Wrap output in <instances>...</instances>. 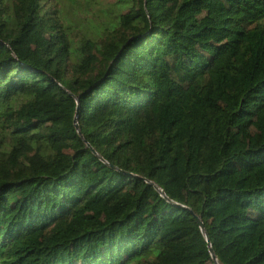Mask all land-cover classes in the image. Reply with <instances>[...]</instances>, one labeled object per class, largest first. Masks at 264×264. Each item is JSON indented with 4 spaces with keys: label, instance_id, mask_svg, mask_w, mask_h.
<instances>
[{
    "label": "trees",
    "instance_id": "16d2710c",
    "mask_svg": "<svg viewBox=\"0 0 264 264\" xmlns=\"http://www.w3.org/2000/svg\"><path fill=\"white\" fill-rule=\"evenodd\" d=\"M210 246L264 264V0H0V264Z\"/></svg>",
    "mask_w": 264,
    "mask_h": 264
},
{
    "label": "water",
    "instance_id": "95a60500",
    "mask_svg": "<svg viewBox=\"0 0 264 264\" xmlns=\"http://www.w3.org/2000/svg\"><path fill=\"white\" fill-rule=\"evenodd\" d=\"M76 129L78 130V132H80V131H79V127H78V125L76 126ZM160 192L162 193V191H160ZM162 194H163V193H162ZM198 223H199V226H200V228H201L203 234L205 235L207 241L209 242V240H208V234H207V232H206V229H205V226H204L203 222L199 219V220H198ZM210 253H211V256H212V260L215 262V264H219V263H218V260H217V258H216V255H215V253H214V250L212 249L211 246H210Z\"/></svg>",
    "mask_w": 264,
    "mask_h": 264
}]
</instances>
